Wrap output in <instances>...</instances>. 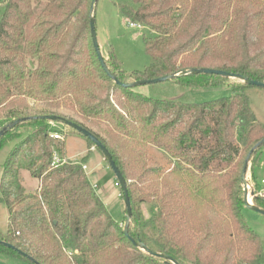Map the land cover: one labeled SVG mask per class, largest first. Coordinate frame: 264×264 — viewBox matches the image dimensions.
<instances>
[{
  "label": "trees",
  "instance_id": "trees-1",
  "mask_svg": "<svg viewBox=\"0 0 264 264\" xmlns=\"http://www.w3.org/2000/svg\"><path fill=\"white\" fill-rule=\"evenodd\" d=\"M90 5L0 0V130L21 120L0 138V147L21 137L15 132L20 126L32 128L2 166L0 203L7 218L0 241L14 248L0 244V259L173 264L124 235L83 168L86 157L64 158L65 137L50 136L55 129L42 117L56 115L88 130L111 154L126 182L131 238L179 264H264L260 236L245 217L240 181L247 154L264 137V122L245 94L250 85L205 73L172 79L188 88L229 87L228 96L200 103L150 97L122 85L192 68L264 83V0H119L115 6L128 23L148 28L143 41L152 59L143 70L126 72L109 49L105 64L122 84L107 76L97 58ZM148 146L173 163H150ZM263 146L249 158L254 183ZM23 171L38 180L33 191L26 189ZM252 191V204L264 210V198Z\"/></svg>",
  "mask_w": 264,
  "mask_h": 264
},
{
  "label": "rangeland",
  "instance_id": "rangeland-1",
  "mask_svg": "<svg viewBox=\"0 0 264 264\" xmlns=\"http://www.w3.org/2000/svg\"><path fill=\"white\" fill-rule=\"evenodd\" d=\"M118 1L119 0H97L95 8V31L99 49L103 56H107V51L109 49L112 50L121 68L126 72L143 70L152 63V59L145 52L143 41V36H148L149 30L144 25L135 24L134 26H130V23H128L117 11L115 3ZM2 10L0 6V17ZM134 88L150 97L175 99L193 103L206 102L230 94L229 87L225 85L196 89L184 87V85L176 83L173 80L142 84ZM245 94L249 98L251 108L256 118L264 122V88L250 86L245 90ZM58 111L60 113L72 115L74 118L78 119L70 110L60 108ZM48 125L51 129H55V132L62 131L59 135L63 138L65 137L64 158L79 160L82 157H86L87 161L83 163V165H85L84 170L89 176L92 185H94L96 192L103 200L112 218L123 225L125 220L123 199L120 196L119 188L115 186V175L106 164L103 156L94 146H90V143L85 137L78 133L65 130L61 123L48 122ZM31 130L32 128L24 124L15 130L21 137L8 140L2 144L0 147V175L2 166L11 149ZM262 149L264 152V146ZM147 150L150 163L165 167L173 163L162 150L152 146H148ZM255 174L257 183L253 182L249 166L246 173L248 192L251 190L259 192L264 188L262 185V181L264 180V160L260 166L255 169ZM22 176L26 189L33 191L38 184V180L30 177L27 171H23ZM249 200L252 202L251 196H249ZM148 208L146 204L141 205V209L145 216L148 214ZM245 217L251 229L256 231L260 236L264 252V215L248 209L245 212ZM6 218V208L0 203V231L5 232ZM0 264H20V262L10 258H3L0 259Z\"/></svg>",
  "mask_w": 264,
  "mask_h": 264
},
{
  "label": "water",
  "instance_id": "water-1",
  "mask_svg": "<svg viewBox=\"0 0 264 264\" xmlns=\"http://www.w3.org/2000/svg\"><path fill=\"white\" fill-rule=\"evenodd\" d=\"M96 1L97 0H91V5H90V34H91V39H92V43H93V47L95 49L97 58L100 62V65L102 66L104 72L107 74V76H109L111 79H113V81L117 84H122L117 78L116 76L109 70V68L106 66L103 55L99 49V44L97 41V36H96V31H95V8H96ZM198 73H205V74H216V75H220V76H224L227 78H234V79H239L242 80L243 82H245L247 85L250 86H259V87H263L264 88V83L254 80V79H250L247 77L242 76L241 74L238 73H233V72H228V71H224V70H218V69H212V68H192L189 70H181L178 73L172 74V75H167V76H162V77H157V78H153V79H145V80H138V81H134V82H129V83H123L122 85H124L125 87H135L138 85H142V84H148V83H157V82H162V81H166V80H172L173 78L182 76V75H189V74H198ZM43 119L49 121V122H58L64 125H67L69 127H71L72 129L78 131L79 133H81L84 137H86L87 139H89L94 147H97L102 155L104 160L106 161V163L108 164V166L111 168V170L113 171L116 180L119 183L121 192H122V198H123V203H124V208H125V220L123 223V233L124 235H126L131 242L133 243L134 246L139 247L140 249L144 250L145 252L156 256V257H161L164 259L169 260L170 262H172L173 264H179L176 260H174L172 257L163 254V253H158V252H154L152 250H150L142 241L138 240H134L133 238L130 237L129 232H128V228H129V224H130V219H131V215H132V211H131V205H130V201H129V196H128V191H127V187H126V182L122 176V174L120 173L119 169L117 168V166L115 165L111 154L109 153V151L107 150V148L92 134L90 133L88 130H86L85 128L81 127L80 125L73 123L63 117L60 116H56V115H46L42 117ZM21 122L20 119H17L15 121H13L10 125H8L7 127H4L2 130H0V138L5 134V132H7L11 127H13L14 125H17ZM264 144V137L250 150V152L247 154L245 161H244V165L242 168V173H241V177H240V181H241V185L243 187L244 190V196H243V202L244 205L247 209L261 213L264 215V210L260 209L258 207H255L252 202H250L249 200V196L253 195V191L251 190L250 192H248V181L246 179V173L249 167V158H250V154L260 145ZM0 244L8 247V248H14L12 245L5 243L3 241H0ZM18 252L21 255H25L23 252L19 251ZM31 261L34 264H37L36 262H34L32 259Z\"/></svg>",
  "mask_w": 264,
  "mask_h": 264
},
{
  "label": "built area",
  "instance_id": "built-area-1",
  "mask_svg": "<svg viewBox=\"0 0 264 264\" xmlns=\"http://www.w3.org/2000/svg\"><path fill=\"white\" fill-rule=\"evenodd\" d=\"M135 24H133V23H130V26H134ZM136 26H138V25H136ZM50 136L51 137H53V138H56V139H61L62 137L59 135V133H57V132H53V133H51L50 134ZM58 156L54 153L53 154V162L54 163H56V162H58ZM83 168L85 169V165H83ZM262 185L264 186V180L262 181ZM115 186H119V183L118 182H115ZM257 195H259V196H261V197H263L264 198V188L263 189H261L259 192H257L256 193ZM253 195H254V193H253ZM252 195V196H253ZM251 196V197H252Z\"/></svg>",
  "mask_w": 264,
  "mask_h": 264
}]
</instances>
